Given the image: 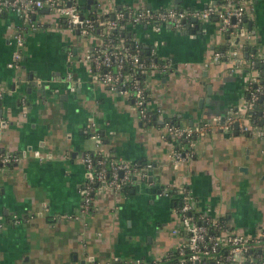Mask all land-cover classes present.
I'll list each match as a JSON object with an SVG mask.
<instances>
[{
    "label": "crops",
    "instance_id": "0c3cea01",
    "mask_svg": "<svg viewBox=\"0 0 264 264\" xmlns=\"http://www.w3.org/2000/svg\"><path fill=\"white\" fill-rule=\"evenodd\" d=\"M98 1L100 7L75 0L85 14L125 6L203 7L218 0ZM241 2L249 37L226 33L215 17L187 21L183 28L125 26L131 40L141 41L147 60L167 64L143 76L151 120L139 116L131 95L109 91L81 61L98 30L80 35L56 22L46 6L31 10L35 26L10 8L0 11V155L19 156L0 165V264L161 263L179 240L172 232L173 198L184 189L197 210L228 216L236 230L252 233L264 226V136L242 131L236 121L224 129L213 123L246 103L250 73L264 79V61L251 70L230 57L212 60L214 51L232 48L242 58L264 59V0ZM17 30L24 36L21 61L9 66ZM163 120L181 127L211 121L193 137V156L177 166L172 152L187 142L163 136ZM90 121L94 126L85 132ZM95 130L101 143L90 135ZM85 152L152 162L153 168L146 179L134 176L126 189H96L91 209L82 212ZM153 244L160 250L156 256Z\"/></svg>",
    "mask_w": 264,
    "mask_h": 264
},
{
    "label": "built area",
    "instance_id": "2783aa9c",
    "mask_svg": "<svg viewBox=\"0 0 264 264\" xmlns=\"http://www.w3.org/2000/svg\"><path fill=\"white\" fill-rule=\"evenodd\" d=\"M70 1V3H68ZM95 6L101 4L95 0ZM46 6L48 11L57 19L62 20L71 30L77 31L80 35H92L95 28L99 31L97 42L80 58L88 63L90 71L94 72L93 78L103 84L109 91L119 95H131L133 107L139 116L149 120L151 116L147 105V86L143 81L144 73L153 66H162L165 62L157 63L154 57L146 59L141 55L143 48L138 39L132 40L131 46L120 34L126 32L127 24L146 23L151 24L155 29H159L162 24H169L175 28H183L186 22H192V18L207 20L215 17L219 21V28L230 34L250 36V30L245 22V6L241 0H218L203 7H162L151 10L147 7L134 9L125 6L122 10L111 8L104 10L105 18L92 17L91 13H83L77 6L75 0H0V11L10 8L16 11L25 24L35 26L31 18V10ZM122 8V7H121ZM112 10V13H111ZM110 15V16H109ZM126 19L122 23L121 19ZM101 20V26L98 25ZM20 28V27H19ZM16 44L15 50L11 54L9 66H18L21 61L22 51L20 47L24 43V36L20 30L13 33ZM223 56L230 57L237 64L245 61L249 69L258 68L263 58H256L254 55L242 58L237 48H232L225 54L224 51L216 50L212 53V60H217ZM259 70V69H257ZM71 73H67V78ZM73 89V86H71ZM247 99L246 103L235 109L233 115L221 118L219 115L213 118V123L220 129L227 128L238 122L239 128L244 131H254L258 136H264V108L261 111L263 116L262 124H253L248 110L255 108V102L260 98L264 100V79H259L258 74L250 75L246 79L244 88ZM3 90L0 87V99ZM204 121L194 126L181 127L172 121L163 120V136H168L175 142L182 140L187 142L184 149L176 148L172 152L173 164L177 166L180 162L186 161L193 156V137L196 134H203L208 123ZM94 126L90 121L85 126V132ZM96 143H101L102 137L95 130L90 133ZM16 153L6 152L0 155L1 163L18 161ZM82 162L85 165V181L80 186L82 212L89 211L93 202V195L96 189L110 187L115 191L120 190L123 185L131 182L134 176L146 179L153 168L152 162L138 164L123 158H114L109 155H102L99 152H85L82 154ZM167 194V191L164 192ZM177 224L172 228V232L178 236L179 240L171 253L175 256L174 262H164L163 264H264L259 262L249 252L251 248L259 246L264 256V226L261 225L255 232L247 233L234 229L230 220H222L221 216H212L206 211L197 210L195 202L189 191L184 189L178 197L176 206ZM170 256V257H171ZM126 264H148L141 258H135ZM153 264H162L156 262Z\"/></svg>",
    "mask_w": 264,
    "mask_h": 264
},
{
    "label": "trees",
    "instance_id": "16d2710c",
    "mask_svg": "<svg viewBox=\"0 0 264 264\" xmlns=\"http://www.w3.org/2000/svg\"><path fill=\"white\" fill-rule=\"evenodd\" d=\"M118 9H120V10H122L123 8H118ZM99 17V18H105V16H106V14L105 13H101V12H94V13H92V17ZM110 16V15H109ZM125 18L124 19H121L120 21L122 22V23H124L125 22ZM101 20L100 19H98V25L99 26H101ZM95 30H97V27L95 28ZM226 33H228V34H230L229 32H226ZM120 36L121 37H124L125 38V40H127V43L131 46V44H132V40H131V37L129 36V35H127V32H124V33H121L120 34ZM223 50V49H222ZM223 51H225V50H223ZM141 55L144 57V58H147V56L148 55H146V50H145V48L143 47L142 48V50H141ZM156 59V58H155ZM157 60V59H156ZM246 93V92H245ZM264 108V100H261L260 98L255 102V108L254 109H250V110H248V113L250 114V119H251V122L253 123V124H259L260 123V120H261V118H262V114H261V111H262V109ZM152 119V115L150 116V120ZM173 122V121H172ZM181 142H183V140L181 141ZM127 187H129V185L128 184H125L124 186H123V188L122 189H126ZM173 202H174V205L175 206H177L178 205V200L176 199V198H173ZM222 220H225V221H227V220H229V218H228V216H223L222 217ZM252 255H253V257H255L259 262H262V261H264V256H262V252H261V249H260V247L259 246H255V247H253V248H251L250 249V251H249ZM171 255H169L168 257H166V258H163V259H161V262H162V264L164 263V262H174V260H175V256H171Z\"/></svg>",
    "mask_w": 264,
    "mask_h": 264
},
{
    "label": "water",
    "instance_id": "95a60500",
    "mask_svg": "<svg viewBox=\"0 0 264 264\" xmlns=\"http://www.w3.org/2000/svg\"><path fill=\"white\" fill-rule=\"evenodd\" d=\"M87 2H88V4H90V3H92V2H95V0H87ZM68 3H70V1H69ZM175 7H176V6H175ZM192 20L195 21V22H197V18H196V17H193ZM197 26H199V25L197 24ZM227 37H228V35H227ZM238 38H239V37H238ZM245 49H246V46H245ZM246 53H247V52H245V54H246ZM69 85H70V81H67V86H69ZM41 87L44 88V85L41 86ZM41 87H39L38 90H42L43 94H45V90L42 89ZM200 101H201V99H200ZM0 112H1V109H0ZM234 124H235V127L238 126V122H237V121H236ZM1 164H2V163H0V165H1ZM6 164H8V163H6Z\"/></svg>",
    "mask_w": 264,
    "mask_h": 264
},
{
    "label": "rangeland",
    "instance_id": "374dc122",
    "mask_svg": "<svg viewBox=\"0 0 264 264\" xmlns=\"http://www.w3.org/2000/svg\"><path fill=\"white\" fill-rule=\"evenodd\" d=\"M51 16H52V15H51ZM51 20H52V17H51ZM82 56H83V54H82ZM157 246H158V245H154V244L151 246L150 249H151V251H152V255H155V256H156V255L158 254V252L160 253V250H158V247H157Z\"/></svg>",
    "mask_w": 264,
    "mask_h": 264
}]
</instances>
